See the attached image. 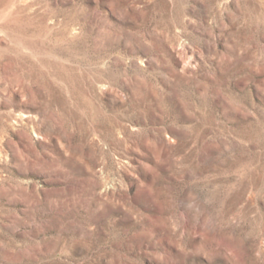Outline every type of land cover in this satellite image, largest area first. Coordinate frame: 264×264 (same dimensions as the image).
Segmentation results:
<instances>
[{
	"label": "rangeland",
	"instance_id": "374dc122",
	"mask_svg": "<svg viewBox=\"0 0 264 264\" xmlns=\"http://www.w3.org/2000/svg\"><path fill=\"white\" fill-rule=\"evenodd\" d=\"M0 264H264V0H0Z\"/></svg>",
	"mask_w": 264,
	"mask_h": 264
}]
</instances>
